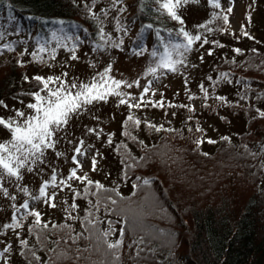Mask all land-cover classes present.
<instances>
[{"label": "trees", "instance_id": "trees-1", "mask_svg": "<svg viewBox=\"0 0 264 264\" xmlns=\"http://www.w3.org/2000/svg\"><path fill=\"white\" fill-rule=\"evenodd\" d=\"M109 2L0 0V32L68 50L87 42L105 48L115 42L124 50L132 41L133 48L164 52L170 42H183L185 20L181 17V24L162 14L156 0H119L106 15ZM9 44L12 50L4 48ZM31 68L25 51L0 40V106L43 88L29 75ZM208 82L234 91L226 107L245 120L240 133L206 144L204 124L221 107H180L172 127L141 122L150 139L146 144L137 134L142 126L129 122L126 112L114 153L132 190L123 193L92 179L80 184L73 190L78 214L41 221V227L30 223L21 238L26 245L18 244L21 259L27 264H264V47L216 64ZM118 240L119 248L107 247Z\"/></svg>", "mask_w": 264, "mask_h": 264}, {"label": "rangeland", "instance_id": "rangeland-1", "mask_svg": "<svg viewBox=\"0 0 264 264\" xmlns=\"http://www.w3.org/2000/svg\"><path fill=\"white\" fill-rule=\"evenodd\" d=\"M219 3L220 7L215 8L209 4V0H189L177 10V14L186 22V31L199 35L201 40L196 41L192 50L185 54L186 63L179 66L178 72H164L162 75L158 72L159 79L156 80L147 73V68L154 63L153 51L157 53V58L164 52L133 48L132 41H128L127 46L124 44V47H127L124 50L116 46L115 42H108L107 48L87 42L68 50L53 47L50 42L42 44L39 39L29 40L26 35L13 36L14 34H9L8 29L3 32L4 44L13 43L19 51H25L27 61L32 66L30 76L45 79L60 77L66 85L72 83L81 85L98 81L105 70L110 68L108 76L132 84L131 88L122 85L119 89L125 93V99L137 98L129 99V103H136L143 93V88L151 82V89L144 99L153 102L163 100L164 105L162 109L149 104L130 110L126 104H120V98L115 95L108 96L106 101H95L85 105L78 113L71 115L65 126L56 130L53 136L54 147L45 149L39 160L34 163L29 161L20 169V179L8 176L0 179V253L6 247L10 249L0 255V264H27L19 255L18 244L22 237H26L29 224L35 221V217L28 213L39 212L43 222H55L62 220L65 215L78 214L80 202L79 205L75 203L73 190L86 181L68 180L74 169L77 176L86 175L88 180L117 186L123 193L132 190L130 182L124 181L121 175L118 158L114 153V145L122 139V121L126 112L135 114L141 122L151 121L163 128L172 127L178 122L181 105L193 109L192 111L204 106L208 111L207 107L216 104L221 107V113L208 117L204 124L206 131L203 138L206 144L211 139L225 135L235 137L243 130L245 120L242 117H234L226 107L234 91L228 86L215 89L210 86L208 77L213 67L225 59L242 57L252 47H264V0H219ZM113 6L111 0V3L106 5V15ZM229 7L232 8L230 13L226 11ZM211 10L217 17L226 15L228 23L225 24L219 18L213 23ZM201 25L204 27H200ZM138 31L139 27L134 26L132 39L136 38ZM148 33L152 36L151 32ZM149 40L151 41L152 37H149ZM172 44L179 43L170 42L167 47ZM41 48L44 49L43 52L39 51ZM235 49H239L240 52L237 53ZM32 53H36V58H33ZM73 56L77 58L73 59ZM137 81L139 86L135 83ZM57 87L59 81L49 84V88ZM205 90L209 95L207 98ZM38 91L42 96H46L42 89L33 92ZM72 91L75 93L77 89ZM34 93L24 97L22 101L7 100L4 106H0V118L23 123L24 118L16 116V112H23L25 118L34 114L33 110L27 107L36 102ZM262 112L264 113V108ZM143 129L142 126L137 134L144 138L146 144L150 143ZM10 140V132L5 126L0 125V143H7ZM77 147L81 148L84 155L76 156ZM74 156L81 161V168H77L73 162ZM93 159L96 160L95 171L92 170ZM53 175L56 176L55 186L51 183ZM61 180L66 183L61 184ZM46 182L47 196L54 197L51 201L40 196L39 189ZM25 203L29 205L28 209L23 207ZM51 203H54L55 207L50 206ZM7 224H18L19 227L3 228V225Z\"/></svg>", "mask_w": 264, "mask_h": 264}, {"label": "snow or ice", "instance_id": "snow-or-ice-1", "mask_svg": "<svg viewBox=\"0 0 264 264\" xmlns=\"http://www.w3.org/2000/svg\"><path fill=\"white\" fill-rule=\"evenodd\" d=\"M113 5L117 4L119 0H112ZM189 0H156V3L159 5L160 11L162 14H166L169 18L179 21L183 24V20L177 14V10L184 5H186ZM209 4L215 8L220 7L219 0H209ZM227 12H231L232 8L229 7ZM222 19L225 24L228 23V17L222 16L217 17L215 14L212 19ZM250 19V18H249ZM151 28V25H148ZM200 27H204L201 25ZM247 35V33H244ZM171 35V34H170ZM183 43L172 44L170 47H165L164 54L157 58V53L152 52L154 58V63L147 68V73L153 77L154 80L159 79L157 73L161 75L164 72H178L179 66L186 63V53L192 50V46L196 41H200L201 37L199 35H193L187 31L181 30L180 33ZM5 33L0 32V40H3ZM101 39H104V32L101 29L100 31ZM207 43V41H203ZM4 48L9 50L11 45H4ZM43 52L44 49L39 50ZM237 53L240 52L239 49H235ZM211 55V53H209ZM33 58H36V53H32ZM73 59L77 57L73 56ZM111 71L110 68L106 69L105 72L100 76L98 81H93L91 84H81L77 85L72 83L66 85L60 77L48 78L44 77H34L35 80L40 82L43 85L42 91L46 92V96H42L40 92L34 93L35 103L29 104L27 107L32 109L34 114L26 117L23 112L17 111L16 116L22 117L23 123H18L16 120H5L0 118V125H3L11 134V140L7 143H0V179L4 176L15 177L20 179V169L25 167V164L29 161L36 162L39 160L43 154L44 150L54 147L53 136L57 129L65 126L68 123L71 115L78 113L85 105H90L95 101H106L108 96L115 95L119 97V103L124 105L126 104L131 110L133 108L139 109L142 106H148L151 104L152 107H163V100L160 101H150L145 100L144 97L148 95L149 90L151 89V82L143 88V93L139 97L136 103H129V99L136 100L135 97H129L125 99V93L119 91L122 85H126L131 88L132 84L126 81L115 80L108 76V73ZM59 81V87L52 89L49 88V84ZM139 86V82H135ZM202 90L203 89V86ZM72 89H77L73 93ZM155 95V92L152 93ZM191 99V97H189ZM205 98H207V92L205 90ZM217 99H223V97H217ZM173 106V105H170ZM180 107H184L181 105ZM192 111L193 109H189ZM264 115V114H262ZM127 120L135 126H139L141 121L136 119L134 115H129ZM148 127L154 128L156 131H160V128H157L153 124H149ZM197 131H202V129H196ZM212 143V141H209ZM83 142H81V145ZM76 156H82L84 153L81 151L80 147L75 149ZM76 156L73 157V162L76 164L77 168L82 167L81 161L76 159ZM92 170H96V160H92ZM68 180L77 179L81 182L87 181L88 184H92L93 181L88 180L87 176H77L76 170L74 169L67 178ZM56 176L53 175L51 178V183L55 186ZM61 184H65L64 180L60 181ZM147 184L148 181L145 180ZM48 183L46 182L39 189L40 196L46 197L47 200L51 201L54 197H48L46 193V188ZM99 187V185H97ZM7 194V193H5ZM39 197H37L38 199ZM50 206L55 207L54 203H51ZM25 209H28L29 205L25 203L23 205ZM75 207V205H73ZM29 215L35 217L36 227H41V219L39 212H30ZM15 220V217H13ZM19 227L18 224H7L3 225V228H13ZM48 225L43 224L42 228L47 229ZM30 231H35L30 229ZM123 234V233H121ZM108 233H104V236H107ZM107 243V241H105ZM22 244L26 245L25 241H21ZM122 241H116L115 243H107L109 249L119 248ZM10 249L8 247L3 249V253H7ZM34 255V253H33ZM38 259V258H37Z\"/></svg>", "mask_w": 264, "mask_h": 264}]
</instances>
